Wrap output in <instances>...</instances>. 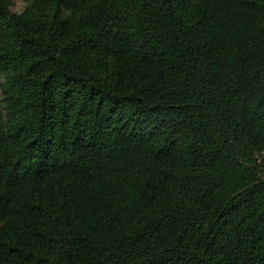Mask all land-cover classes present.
<instances>
[{"label":"trees","instance_id":"obj_1","mask_svg":"<svg viewBox=\"0 0 264 264\" xmlns=\"http://www.w3.org/2000/svg\"><path fill=\"white\" fill-rule=\"evenodd\" d=\"M0 0V264H264V0Z\"/></svg>","mask_w":264,"mask_h":264},{"label":"rangeland","instance_id":"obj_2","mask_svg":"<svg viewBox=\"0 0 264 264\" xmlns=\"http://www.w3.org/2000/svg\"><path fill=\"white\" fill-rule=\"evenodd\" d=\"M13 5H12V10L21 12L24 9L25 2L23 0H12Z\"/></svg>","mask_w":264,"mask_h":264}]
</instances>
